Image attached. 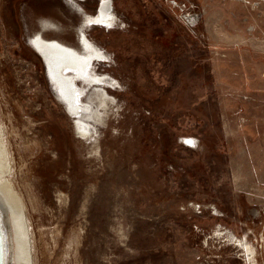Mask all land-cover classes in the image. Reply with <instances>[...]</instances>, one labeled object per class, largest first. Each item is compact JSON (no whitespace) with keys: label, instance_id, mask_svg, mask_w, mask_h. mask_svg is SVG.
<instances>
[{"label":"rangeland","instance_id":"374dc122","mask_svg":"<svg viewBox=\"0 0 264 264\" xmlns=\"http://www.w3.org/2000/svg\"><path fill=\"white\" fill-rule=\"evenodd\" d=\"M104 1L0 0V185L30 264H264V0H108L109 24ZM42 34L102 54L96 80L63 71L76 111Z\"/></svg>","mask_w":264,"mask_h":264},{"label":"bare ground","instance_id":"6f19581e","mask_svg":"<svg viewBox=\"0 0 264 264\" xmlns=\"http://www.w3.org/2000/svg\"><path fill=\"white\" fill-rule=\"evenodd\" d=\"M99 7H100L99 9L97 8L98 10L95 16V20L101 21V23L109 24L113 19L112 13L110 10L109 1L105 0L104 2H102V4ZM35 13H37L36 10H35ZM43 36L44 35L42 34L40 37L41 39L40 38L32 39L31 43H33V46H35V48H37V50L41 52L42 57H44L46 61V65H47V71H48L49 78L52 81V83L55 82L60 89V98H62L66 102L67 106L71 110L76 111L81 105L75 102L74 100L75 95L72 90H74L76 94L78 90H76L73 84L74 81L72 80L73 79L72 76L64 74L63 71L68 66L75 67L77 69L76 72L81 74L85 79L91 80V81L96 80L95 79L96 75H94V72L87 74L85 70L86 66L84 65L86 64L87 61H90L89 59L91 57H94V56L100 57L102 56V54L101 52L96 51L95 53H91V54H87V55L79 56V57H74L73 53L69 49H65L61 47L59 48L54 43V41H52V39L50 40L49 38L45 39ZM7 161H9V158H7ZM0 166H3L2 163L0 164ZM9 184H4V187H1L0 185V201L3 204L4 209L6 211L10 236H11V233L12 234L14 233L15 238L17 239V257L20 260V264H23V263L30 264V255H31L30 246L32 245L29 243L30 240L28 238L29 229H28V220H27V217L25 216V208H24L25 205L22 206L21 200H19L17 193L9 186ZM13 240L15 239L13 238ZM11 242H13L12 237H11Z\"/></svg>","mask_w":264,"mask_h":264},{"label":"water","instance_id":"95a60500","mask_svg":"<svg viewBox=\"0 0 264 264\" xmlns=\"http://www.w3.org/2000/svg\"><path fill=\"white\" fill-rule=\"evenodd\" d=\"M0 264H11V236L6 211L0 201Z\"/></svg>","mask_w":264,"mask_h":264},{"label":"flooded vegetation","instance_id":"af4514ba","mask_svg":"<svg viewBox=\"0 0 264 264\" xmlns=\"http://www.w3.org/2000/svg\"><path fill=\"white\" fill-rule=\"evenodd\" d=\"M43 59H44V57H43ZM44 63H45L46 71H47V65H46L45 59H44ZM47 73H48V71H47Z\"/></svg>","mask_w":264,"mask_h":264}]
</instances>
